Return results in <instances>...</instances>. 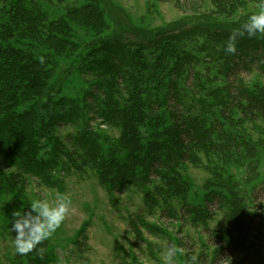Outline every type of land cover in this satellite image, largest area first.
Masks as SVG:
<instances>
[{
  "label": "rangeland",
  "instance_id": "1",
  "mask_svg": "<svg viewBox=\"0 0 264 264\" xmlns=\"http://www.w3.org/2000/svg\"><path fill=\"white\" fill-rule=\"evenodd\" d=\"M89 2L101 12L100 18L80 10ZM25 4L38 6L49 22L67 28L63 37L69 45L60 52L17 36L10 42L37 60L48 61V84L59 91L54 94L55 101L65 98L80 109L77 120L73 117L62 122L52 137L64 140L85 125L84 130L93 133L105 153L124 156L126 150L118 147L120 128L94 114L98 104L92 101L101 102L103 96L96 90L101 79L87 68L90 53L102 42L134 43L154 38L161 31L175 36L196 26L199 31L194 37L180 44L190 53L191 61L185 62L183 71L170 76L174 85L171 96H151L149 114L158 115L160 125L168 127L173 124V110L200 112L206 106L211 140L193 146L189 161L178 162L170 172L179 175L183 193L141 171L140 182L129 187L120 184L114 191H109L94 171L67 170L64 163L56 166L51 182L23 174L20 188L29 206L37 199L51 202L58 195H67L71 211L39 252L20 256L13 246L16 233L5 216L10 196L2 194L0 264H27L41 259L42 253L44 259L56 264H166L169 247L180 250L174 264H192L191 257L196 258L194 264H264L261 233L252 232L247 243L238 248L229 243L231 237L222 234L236 201L264 221V122L244 117L235 103L239 88L264 95V70L248 59L245 63L249 64L225 73L223 66L235 56L224 52L226 41L221 40L222 32L230 36L259 10L260 0H25ZM213 35L220 39L215 41ZM239 39L249 38L245 34ZM145 51L152 63L156 49ZM118 89L117 97L128 99L121 83ZM30 107L28 103L22 110ZM150 133L147 131L144 143ZM54 141L44 140L42 159L52 155ZM67 149L73 150V146L69 144ZM58 157L65 159L62 152ZM4 173L18 170L10 167ZM158 186L167 190V195L153 196L154 204H147V192ZM237 234L234 232L235 238Z\"/></svg>",
  "mask_w": 264,
  "mask_h": 264
},
{
  "label": "trees",
  "instance_id": "2",
  "mask_svg": "<svg viewBox=\"0 0 264 264\" xmlns=\"http://www.w3.org/2000/svg\"><path fill=\"white\" fill-rule=\"evenodd\" d=\"M80 10L91 17L100 18L101 12L90 2ZM189 31L175 36H167L168 32L161 31L154 38L139 42L135 40L134 43L129 40L102 42L90 53L87 68L101 79L96 84V90L103 96L101 102L93 99L92 102L98 104L97 113L94 114L98 120L120 128L122 134L118 147L125 149L126 154L117 158L113 153L103 151L93 133L84 130L85 125L64 140L51 136L62 122L73 117L77 120L80 109L65 98L55 101L54 94L59 91L56 86L52 88L48 84L51 72L48 61L37 60L10 42L17 36L45 43L55 52H60L69 45L68 39L63 37L67 28L49 22L44 11L38 6L27 7L25 0H0V196H10L5 216L11 222V227L17 212L30 210L20 188L23 174L51 182V175L61 163L67 170L94 171L109 191L118 190L120 184L129 187L136 181L140 182L138 171H141L152 179H163L166 185L183 193L179 175L171 173V176L170 172L178 162L189 161L193 146L198 143L210 144L211 129L206 114L209 108L205 106V110L200 112L173 110V124L167 127L160 125L158 115L149 114L148 105L153 95L171 96L174 85L172 87L169 81L170 76L183 71L185 62L191 61L190 53L184 52L180 44H185L184 39L187 42L194 37L199 27L195 26ZM222 34L221 40L227 41L228 33ZM219 39L220 36L216 35L214 40ZM146 48L156 49L152 63L147 59ZM234 56L227 61L228 66L226 63L223 66L225 73L234 72L248 59L255 60L264 70V39H238ZM120 83L128 99L117 97ZM236 95V107L244 117H249L252 122H264L263 94L259 96L250 89L239 88ZM28 103L31 107L22 110ZM150 130V138L144 143L143 138ZM44 140L50 143L55 140L50 151L52 155L45 160L40 156ZM69 144L73 150L67 149ZM61 152L64 161L59 160ZM10 167L18 170V173H4ZM147 194V204H154L153 196L164 197L167 190L158 186ZM214 202L218 204L217 200ZM234 204L236 207L230 210L231 215L226 216L227 227L222 232L225 237H231L229 243L235 248L243 246L254 231L264 237L263 219L239 206V202ZM234 232L240 235L237 234L239 236L235 238ZM44 243L37 246L34 252H39ZM40 257L27 264H56L54 260L44 259L43 253Z\"/></svg>",
  "mask_w": 264,
  "mask_h": 264
},
{
  "label": "clouds",
  "instance_id": "3",
  "mask_svg": "<svg viewBox=\"0 0 264 264\" xmlns=\"http://www.w3.org/2000/svg\"><path fill=\"white\" fill-rule=\"evenodd\" d=\"M247 35L249 39L264 37V0H260V8L251 14L247 21L228 37L224 52L235 55L240 37ZM72 201L67 195H58L55 200L37 199L30 205L27 212H17L12 225L16 233L13 246L15 254L24 256L31 253L43 241L50 239L61 227L71 211ZM175 247H169L166 252V264H174V256L179 252ZM195 257H191L192 264Z\"/></svg>",
  "mask_w": 264,
  "mask_h": 264
}]
</instances>
